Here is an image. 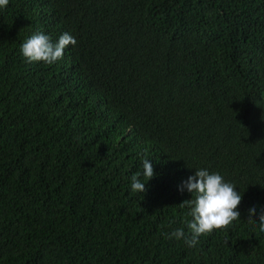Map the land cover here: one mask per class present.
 <instances>
[{"label": "trees", "instance_id": "16d2710c", "mask_svg": "<svg viewBox=\"0 0 264 264\" xmlns=\"http://www.w3.org/2000/svg\"><path fill=\"white\" fill-rule=\"evenodd\" d=\"M36 32L77 44L30 62ZM200 168L237 186L241 215L188 247L164 233L190 234L180 186ZM261 209L264 0L0 8V264H264Z\"/></svg>", "mask_w": 264, "mask_h": 264}, {"label": "clouds", "instance_id": "9594fccd", "mask_svg": "<svg viewBox=\"0 0 264 264\" xmlns=\"http://www.w3.org/2000/svg\"><path fill=\"white\" fill-rule=\"evenodd\" d=\"M9 0H0V8L7 7ZM77 40L69 33H63L58 42L53 43L50 36L43 32H36L21 45L22 55L30 62L43 61L53 64L64 57L67 47L75 46ZM143 172L131 177V190L144 193L146 183L155 175L154 167L148 158L142 162ZM237 186L226 182L219 172H209L207 169H196L195 174L188 177L180 186V191L185 189L192 193L191 199H186L180 206L188 207V215L192 220L188 222L189 233L186 235L183 228H178L169 233H164L167 239H183L188 247H195L202 235H211L216 230H227L234 221L240 219L237 210L241 204L242 195L236 190ZM257 215L255 206L249 209V221ZM259 229L264 232V209L258 215Z\"/></svg>", "mask_w": 264, "mask_h": 264}]
</instances>
